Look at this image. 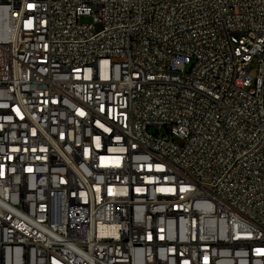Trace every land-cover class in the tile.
Segmentation results:
<instances>
[{
    "label": "built area",
    "instance_id": "built-area-1",
    "mask_svg": "<svg viewBox=\"0 0 264 264\" xmlns=\"http://www.w3.org/2000/svg\"><path fill=\"white\" fill-rule=\"evenodd\" d=\"M0 264H264V0H0Z\"/></svg>",
    "mask_w": 264,
    "mask_h": 264
},
{
    "label": "rangeland",
    "instance_id": "rangeland-1",
    "mask_svg": "<svg viewBox=\"0 0 264 264\" xmlns=\"http://www.w3.org/2000/svg\"><path fill=\"white\" fill-rule=\"evenodd\" d=\"M86 21H89V19H86ZM255 67H256V61L253 60L251 62V64H250V68H251L250 74H251V76H254L255 75Z\"/></svg>",
    "mask_w": 264,
    "mask_h": 264
}]
</instances>
